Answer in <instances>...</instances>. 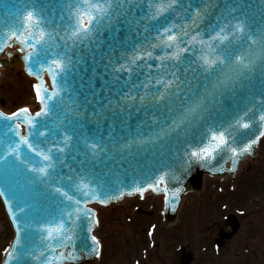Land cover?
Here are the masks:
<instances>
[{
  "label": "snow or ice",
  "instance_id": "snow-or-ice-1",
  "mask_svg": "<svg viewBox=\"0 0 264 264\" xmlns=\"http://www.w3.org/2000/svg\"><path fill=\"white\" fill-rule=\"evenodd\" d=\"M220 5L221 0H69L64 6L66 14L62 11L55 18V28L52 27V19L44 14L42 8L34 5L26 8L18 18V26L0 34V53L15 40L20 45V52L24 53L28 74L31 76L35 71L38 81L41 73L49 74L53 88L42 87V82L33 85L36 98L43 105L34 117L29 115L28 108H21L10 116L0 113V120L12 122L4 124L5 135L12 133L20 141L15 146L9 142L7 151L0 155V161L7 162L8 156L20 160V147L24 144L30 152L47 162L44 167L30 168L28 171L38 173L40 183L50 177L60 157L52 149L47 152L40 149L39 139L32 143L31 138L46 136L47 133L40 130V118L48 117L58 106H62L51 103L59 95L55 91L58 78L83 59V52L96 53L101 47L98 42L100 34L134 9L142 10V15L127 20L130 26L133 23L137 26L134 34L140 36L154 32L155 35H144L143 40L132 43L127 51L121 52L118 59L114 60L110 54L104 56L106 74L111 75L103 89L107 94L95 99L94 104L92 99L88 103L93 104L92 116L97 123L107 119L109 113L121 115L127 123L126 116L133 109L137 114L142 113L144 119L137 125L135 135L114 139L111 144L106 143L103 137L86 136L73 128L71 134L65 132L59 142L63 146L58 147L56 153H65L75 147L77 153L83 156L84 165H94L102 157L115 160L117 155L123 156L125 152L129 155L145 152L149 147H155L158 141L191 125L203 108V97L199 92L201 87L205 96L214 95L221 88L234 85L245 77V73L252 72L258 61H264V28H253L246 16H235L238 9L232 4H225L223 8ZM177 20L183 23H177ZM141 22H144L142 32ZM238 42L239 45L233 50ZM92 45H95L94 49ZM190 55L194 59L188 60ZM225 65L226 72L223 69ZM261 70L264 71V68ZM197 72L205 80L216 72L217 80L215 83L208 80L201 84ZM221 73L224 79L220 78ZM97 96L98 93H92L93 98ZM193 96L198 99L185 107V100ZM79 111V104L66 109V119L69 116L78 117ZM244 115L247 116V112ZM259 121L264 129V114L259 115ZM22 122L29 129L27 135L21 133ZM68 123L72 124L73 120L69 119ZM237 126L245 130L252 127L250 122L241 118L226 127L210 129L197 146L186 153L185 162L190 164L196 160L210 164L221 153L230 152L229 159L234 170L237 158L250 153L264 137V130H261L254 139L233 146L235 138L230 129ZM42 127L48 126L45 124ZM144 129H148V132ZM76 171L72 169L73 173ZM168 175L162 172L154 183L149 182L146 186L132 188L128 193L120 191L119 195H114L105 184L95 182L93 186L94 181L86 175L70 174L67 176L68 184L54 188V193L62 198V207L56 216L33 215L27 194L13 193L14 198L19 200L18 211L12 213L17 231L13 246L5 252V264H12V261L21 264L27 258H43L41 264H52L51 256H46L45 251L37 253L32 247V232L39 234L40 243L46 250L57 252L58 249L72 248L76 229L82 219L88 222L86 230L89 233L98 223L93 210L87 207L89 203L98 201L106 205L134 193L143 197L150 189L159 191L161 184L165 185L163 190L167 195ZM179 191V188L175 190L176 193ZM0 195L4 193L0 192ZM20 213L26 217L23 229L18 219ZM91 240L93 245L99 244L95 236H91ZM93 251L99 255L98 247ZM55 258L72 260L76 259V255L74 251H59Z\"/></svg>",
  "mask_w": 264,
  "mask_h": 264
},
{
  "label": "water",
  "instance_id": "water-1",
  "mask_svg": "<svg viewBox=\"0 0 264 264\" xmlns=\"http://www.w3.org/2000/svg\"><path fill=\"white\" fill-rule=\"evenodd\" d=\"M68 2L69 0H0V34L17 27L19 24L18 18L24 10L31 5L42 8L44 14L52 19V27L55 28V18L58 17L62 11H65L66 14L64 6ZM225 4H232L236 7L238 10L234 15L237 17L246 16L248 18V23L253 28H264V0H221L220 7L223 8ZM140 15H142V10L134 9L125 17H121L119 20L114 21L112 27L105 30L98 37V42L101 45L99 50L96 53H92L91 51L83 52V59L80 60L78 64H75V66L63 76L58 78L55 91L59 92V95L56 96L51 103L60 104L62 106H58L48 117L40 118L38 122L39 125H41L40 130L45 131L47 133L46 136L31 138L32 143H35L36 140L39 139L40 149L45 152H47L48 149H52L53 152L60 157V160L56 163L55 171L51 173L50 177L46 178L44 183H40L37 180L39 174L28 171L30 168L44 167L47 162L44 161L41 156H37L34 152H30L24 144H21L20 147V160H16L14 156H8L7 162L0 161V192L4 193V195L1 196L12 223V213L18 211L17 204L19 203V200L14 198L13 193L18 195L20 193L27 194L28 203L32 205L33 215H58L59 208L62 207V198L54 193V188L68 184L69 181L67 180V176L70 174H75L77 176L80 174L86 175L89 179L94 181L93 186H95V182L105 184L112 190L111 194L119 195L120 191L128 193L136 186H146L149 182L154 183L155 178H157L159 174L167 172L169 173L166 177L168 188L167 195L163 190L165 187L163 184L159 185V191L150 190L155 193H164L166 195L164 222L165 225L173 224L176 221L178 208L182 202L183 195L190 190H201L205 173L222 176L223 178L233 177L240 163L247 160L248 155H256V147L259 141L253 146L250 153H245L237 158L234 170H232L233 165L229 159L231 156L230 152L221 153L217 156V159L210 164L197 162L196 160H193L190 164L185 162L186 153L196 147L201 138L209 133L210 129L215 130L217 128L226 127L228 124H234L237 119L241 118L250 122L252 127L249 129H240L238 126L230 129L235 138L233 146H240L254 139L259 135L261 130H264L261 127L262 122L259 121V115L264 114V71L261 70L264 68V61H258L257 67L253 69L252 72L245 73V77L240 78L234 85L228 88H221L220 92L214 95L209 94L205 96L204 89L201 87L199 92L200 96L203 97V108L199 110L198 118H194L191 125L184 126L176 133L158 141L155 147H149L145 152L133 155H129L125 152L123 156L117 155L115 160L102 157L96 160L94 165L92 163L84 165L83 156L77 153L75 147L66 150L65 153H56V149L63 146L59 142L63 139L65 132L67 131L68 134H71L73 128H76L79 133L86 136H91L93 138L103 137L105 142L109 144H111L114 139L135 135L137 125L144 119L142 113L137 114L133 109L131 114L126 116L127 123L124 122L125 118L121 115L109 113L107 119L97 123L92 116V112L95 99L107 94L103 89L111 79L110 73L106 74V61L104 56L110 54L114 60L118 59L121 52L127 51L132 43L143 40L144 35H155L154 32L142 34L140 36L134 34L137 26L134 23L130 26L127 20H133ZM143 23L144 22H141L140 25L141 32ZM177 23H183V21L177 20ZM239 43L240 42L233 46V50ZM14 44H17L16 41H11V46ZM92 48L94 49L95 45H92ZM4 53L8 55V58L1 57ZM23 55L24 53L22 52H20V55L12 53L6 50L5 47L4 51L0 53V65H13L24 62L25 71L28 73V65L23 60ZM192 59H194V56L190 55L188 60ZM192 66L196 67L195 64ZM223 69L226 72L227 66H223ZM196 75L199 77L201 84L207 83L208 80L215 83L217 80L216 72H213L208 77V80L200 76L199 72H197ZM32 76L36 77L35 71ZM47 78L49 79L50 85L47 82ZM220 78L224 79L223 73L220 74ZM38 82H42V87L48 89L53 88L51 76L47 73H41L40 81ZM209 91H211V89ZM93 92L98 93L96 98L92 97ZM90 99L93 100V104L88 103ZM197 99L196 96H193L191 99H186L184 106H191ZM77 104L80 105L78 117L69 116L66 119L65 110L71 109ZM24 105L29 106V104H21L17 108ZM96 107H99V105H96ZM36 112L30 111L29 115L34 117ZM245 112H247V116L244 115ZM0 113L6 116L11 115L1 110ZM69 119L73 120L72 124L68 123ZM5 123L12 122L0 120V155H3L7 151L9 142H11L13 146H15L16 143H20L12 133L5 135ZM45 124L48 126L47 128L42 127V125ZM28 131L29 129L26 124L22 122V135H27ZM144 131L147 133L148 129H144ZM73 144H75V141H73ZM72 169H76L77 171L73 173ZM85 169H87V171H85ZM33 181L36 182L34 183ZM177 188L180 189L179 193L175 192ZM135 194L137 193L132 195ZM123 198L124 197L121 199ZM121 199L113 201L118 202ZM92 203L99 202L93 201ZM92 203H89L87 207L91 208L90 204ZM91 209L95 213V219L97 220V211L93 208ZM18 219L21 221V228L23 229V222L26 219L25 215L20 213ZM227 221L228 224L232 226L233 231L238 229L239 223L234 215L231 214L227 218ZM87 224L88 222L83 219L79 222L72 248L58 249L57 252L46 250L41 245L39 234L36 232H32V247L36 249L37 253L39 251H45L46 256H51L53 258L52 264H95L100 256L101 243L95 236L99 244L93 245L91 236H94L92 232L97 228L98 223L93 226L91 233L86 230ZM13 227L16 233L17 228L14 223ZM34 227L35 225H33V228ZM232 234L233 232H224L221 230L219 233L220 238L217 239V242L222 245ZM12 235L13 231L11 232L10 239ZM14 241L15 238L6 250L13 246ZM52 243L53 246L56 247L54 242ZM6 246L7 245H3V251ZM96 247L99 249V255L93 251ZM59 251H74L76 259L57 260L55 257L58 256ZM42 260L43 258L40 260L27 258L23 260L21 264H41ZM5 261L6 256L4 253L1 264H5ZM190 261L191 256L189 254H183L181 259L182 264H189ZM12 264H17V262L12 261Z\"/></svg>",
  "mask_w": 264,
  "mask_h": 264
},
{
  "label": "rangeland",
  "instance_id": "rangeland-1",
  "mask_svg": "<svg viewBox=\"0 0 264 264\" xmlns=\"http://www.w3.org/2000/svg\"><path fill=\"white\" fill-rule=\"evenodd\" d=\"M34 84L21 66L8 67L1 77L0 106L7 112L21 104L37 109ZM162 205L163 197L150 193L100 207L97 234L103 240V253L99 264H180L182 245L194 255L191 264H264V138L258 155L242 164L234 178L208 176L202 192L188 193L173 227H163ZM138 207L154 213H139ZM231 212L238 215L241 227L217 247V231ZM11 232L0 201V261Z\"/></svg>",
  "mask_w": 264,
  "mask_h": 264
}]
</instances>
